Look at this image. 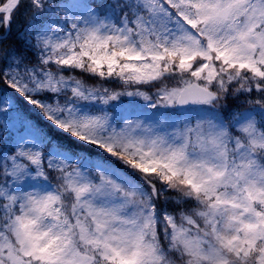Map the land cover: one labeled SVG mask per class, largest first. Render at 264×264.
<instances>
[{
  "label": "snow or ice",
  "instance_id": "1",
  "mask_svg": "<svg viewBox=\"0 0 264 264\" xmlns=\"http://www.w3.org/2000/svg\"><path fill=\"white\" fill-rule=\"evenodd\" d=\"M0 264H264V0H0Z\"/></svg>",
  "mask_w": 264,
  "mask_h": 264
}]
</instances>
